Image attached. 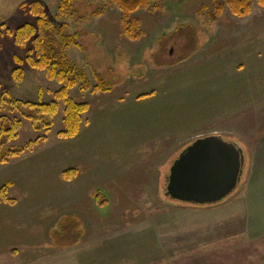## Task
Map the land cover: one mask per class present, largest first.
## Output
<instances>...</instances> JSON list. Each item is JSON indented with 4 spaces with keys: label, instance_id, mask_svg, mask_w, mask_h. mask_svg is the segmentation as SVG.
Instances as JSON below:
<instances>
[{
    "label": "rangeland",
    "instance_id": "rangeland-1",
    "mask_svg": "<svg viewBox=\"0 0 264 264\" xmlns=\"http://www.w3.org/2000/svg\"><path fill=\"white\" fill-rule=\"evenodd\" d=\"M34 1L57 29L77 35L81 50H66L70 63L91 86L94 74L110 85L106 93L69 91L89 105L71 139L56 136L61 101L48 131L5 107L6 99L49 103L60 88L25 63L31 43L19 48L1 28L34 24L19 8ZM103 1L101 17L90 16L101 2L85 0L59 19L60 0H0V117L20 121L16 138L0 134V149L38 139L0 163V189L7 185L15 202L0 199V264H264V8L214 20L211 0H158L156 11L133 15L143 32L133 43ZM14 58L22 61L19 86ZM213 134L243 151L234 192L203 206L169 199L173 161ZM67 170L76 172L69 182Z\"/></svg>",
    "mask_w": 264,
    "mask_h": 264
},
{
    "label": "trees",
    "instance_id": "trees-1",
    "mask_svg": "<svg viewBox=\"0 0 264 264\" xmlns=\"http://www.w3.org/2000/svg\"><path fill=\"white\" fill-rule=\"evenodd\" d=\"M84 1L60 0L57 17L65 19L72 11L74 3ZM97 1L101 2L102 6L94 8V11L90 14L91 17H101L104 14V1ZM156 2L158 0H109V3L121 15V34L125 39L134 43L142 38L141 21L133 15L138 11H156ZM254 5L264 8V0H211L210 12L214 20L219 19L224 11L235 18L243 19L251 14ZM19 8L35 18L34 24H24L14 31L6 29L3 24L1 28L5 30V34L12 37L15 46L23 48L26 43H31L32 46L27 52L25 63L31 69L43 72L47 80L56 82L60 88L52 93L53 101L49 103L20 102L14 99H6L5 107L9 113H16L20 118L30 122L34 130L37 131L43 128L48 131L58 110V102L61 101L64 105L63 130L58 132L56 136L58 139L74 138L79 134L80 125L83 122L82 116L88 112L89 105L72 101L69 98V91L77 87L81 93H106L110 91V85L100 75L94 74L95 85L91 86L83 71L70 63L66 56V50L69 47L81 50V46L75 42L77 35H65V26L57 29L54 23L49 20L40 2L34 1L29 4H22ZM205 10L204 6L200 7L201 12ZM80 20L82 21L84 18L81 17ZM56 37H58V40H56ZM14 63L18 67L12 70L11 77L16 86H19L23 82V71L19 68L22 61L14 58ZM38 94L40 96L41 91ZM0 120L2 140L16 138L20 121L15 117H0ZM37 142L38 139L30 141L23 150L15 152H9L2 147L0 163L3 164L7 157L18 156L25 151H31L33 145ZM75 175V170H67L62 173V179L69 182L75 178ZM6 189L7 185L2 186L0 189L1 201L11 205L15 204L13 200L6 198Z\"/></svg>",
    "mask_w": 264,
    "mask_h": 264
},
{
    "label": "water",
    "instance_id": "water-1",
    "mask_svg": "<svg viewBox=\"0 0 264 264\" xmlns=\"http://www.w3.org/2000/svg\"><path fill=\"white\" fill-rule=\"evenodd\" d=\"M243 165L235 143L215 134L197 138L171 164L165 196L191 205L217 204L234 192Z\"/></svg>",
    "mask_w": 264,
    "mask_h": 264
}]
</instances>
